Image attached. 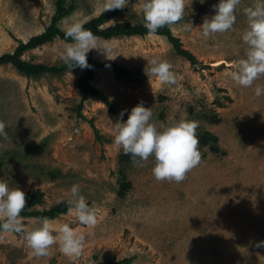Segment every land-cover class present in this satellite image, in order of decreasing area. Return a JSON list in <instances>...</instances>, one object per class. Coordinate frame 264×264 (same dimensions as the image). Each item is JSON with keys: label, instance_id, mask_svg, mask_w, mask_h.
<instances>
[{"label": "rangeland", "instance_id": "374dc122", "mask_svg": "<svg viewBox=\"0 0 264 264\" xmlns=\"http://www.w3.org/2000/svg\"><path fill=\"white\" fill-rule=\"evenodd\" d=\"M57 1L0 0V55L43 33ZM101 2L64 0L65 10L74 9L58 27L65 30L72 18L86 23L97 17ZM140 2L128 0L104 26L141 22ZM217 3L191 0L184 17L192 24L190 31L181 30L183 21L169 25L194 64L176 54L163 35L98 38L99 49L87 53L99 65L90 85L106 94L111 109L90 97L82 101L77 83L85 68L32 78L10 64L0 66V120L8 133L0 137V179L25 192V224L36 217L34 212L69 204L73 184H79L97 214L95 226L80 224L70 209L50 219L54 234L68 223L85 235L78 257L66 255L59 242L48 255L36 256L22 233L0 232V264H96L124 258H132L130 264H264V94L254 92L257 85L264 87V76L242 87L230 75L247 47L241 40L247 27L242 9L255 0H241L232 30L205 38L199 26ZM66 43L55 39L21 58L58 66L64 63L60 52ZM153 58L173 65L175 85H162L146 71ZM105 64L129 70L130 78ZM141 101L151 107L158 125L182 117L198 122L201 161L183 181L157 180L153 157L140 167L114 143L111 122L121 110L126 120ZM35 195L40 200L30 206Z\"/></svg>", "mask_w": 264, "mask_h": 264}, {"label": "clouds", "instance_id": "9594fccd", "mask_svg": "<svg viewBox=\"0 0 264 264\" xmlns=\"http://www.w3.org/2000/svg\"><path fill=\"white\" fill-rule=\"evenodd\" d=\"M204 3V0H199ZM191 0H141L139 10L143 16L145 28L149 35L157 33V29L174 25L179 21L182 31H190L191 22H185L186 8ZM128 0H102L100 11L121 9ZM241 0H218L214 5L215 12L205 17L199 26L205 38L215 33H224L233 29L236 22V11ZM247 17V27L241 33V40L247 46L245 55L233 62L230 75L234 82L242 87H251L261 76H264V0H255L250 6L242 9ZM84 20L72 18L67 23L65 35L71 42L65 44L60 57L69 71L78 66L91 67L87 53L97 47V37L84 27ZM116 57V56H115ZM113 57L112 59H114ZM146 71L157 77L164 85L177 83L173 65L165 59L153 58L147 61ZM255 95L264 94V87L257 85ZM126 110L118 114L114 126V143L126 154H131L132 162L143 167L149 157L154 158L152 173L157 180L183 181L186 174L201 161L198 122L187 118L172 120L167 125H158L153 120L151 107H145L143 101L133 106L123 119ZM110 120V118H108ZM111 121V120H110ZM6 124L0 120V137L7 138ZM70 210L80 224L95 226L96 209L89 205L81 193L79 184H73L69 190ZM26 205V194L18 186L10 187L8 181L0 179V232L22 233L23 238L36 256H46L50 248L59 242L61 250L69 256L78 257L81 253L85 235L77 233L68 223L62 224L54 234L52 221L47 217L31 218L25 224L21 215ZM264 245V241L260 242Z\"/></svg>", "mask_w": 264, "mask_h": 264}, {"label": "trees", "instance_id": "16d2710c", "mask_svg": "<svg viewBox=\"0 0 264 264\" xmlns=\"http://www.w3.org/2000/svg\"><path fill=\"white\" fill-rule=\"evenodd\" d=\"M73 9L74 6L70 5L68 9L65 10L64 0H58L56 3V10L54 16L52 17L51 24L45 29V31L37 36L30 38L26 43H20L13 53H4L0 55V66L10 64L14 68H16L17 71L22 75L32 78H38L45 74L57 75L68 70V66L65 63L58 66L32 64L28 61L23 60L21 56L25 51L31 50L45 43H49L55 39H62L67 42H71V38L65 35V30H61L58 27L57 23L60 19H62L66 15V13L72 11ZM118 13H119L118 9L104 11L100 13V15H98L97 17H94L89 21H87L86 23H84V27L90 29L96 35L97 38H102L105 40L118 38V37H131L136 35L144 36L148 34V30L144 26L143 19L141 20V22L137 24H131L129 22H117L115 24L104 26L105 23H107L112 18H114ZM156 34L165 36L167 40L172 44L176 54L183 56L193 64L196 63L194 57L186 50L182 49L179 40L171 34L169 25L157 29ZM87 60L91 67L85 68L86 70L85 75L81 77L77 83V88L80 89L83 94L82 101L90 97L95 100L101 101L104 104H106L108 107H110L111 104L106 94H104L102 91L90 85V80L93 77V69L99 65L96 64L91 59H89L88 57ZM103 66L112 69L119 76L126 77L128 79L131 76V72L123 67L108 65V64H105ZM75 68H79V67L75 66L72 69ZM80 107L81 104L79 108ZM94 132L97 133L95 129ZM34 197H35L34 202L32 199L29 202L30 206L33 203H36L40 200L39 199L40 195H35ZM70 208H71L70 204L61 203L46 211L34 212L33 214L36 217H47L49 219H53L60 214L66 213ZM23 214L26 215L25 213ZM131 261L132 258H124L121 260L108 259L102 262H98L96 264H130Z\"/></svg>", "mask_w": 264, "mask_h": 264}]
</instances>
